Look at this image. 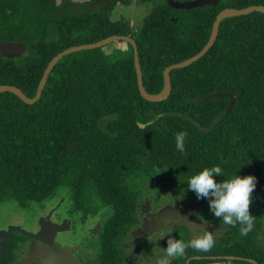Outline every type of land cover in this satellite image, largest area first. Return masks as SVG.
Masks as SVG:
<instances>
[{
    "label": "trees",
    "instance_id": "16d2710c",
    "mask_svg": "<svg viewBox=\"0 0 264 264\" xmlns=\"http://www.w3.org/2000/svg\"><path fill=\"white\" fill-rule=\"evenodd\" d=\"M117 2L0 0V85L16 86L31 98L57 52L116 34L135 42L141 83L154 94L162 88L164 67L204 45L218 11L264 6V0H216L214 5L175 9L163 0L131 30L110 19ZM7 41L24 48L10 54L12 49L3 45ZM124 43V50L115 47L105 53L97 47L62 56L34 103L0 92V203L10 200L27 209L59 198L64 202L65 194L69 209L100 207L109 212L104 225L123 226L136 208L131 177L141 173L188 182L203 168L219 166L223 176H214L217 182L234 175L256 178L250 205L256 222L246 236L240 235L239 224L230 227L224 244L202 253L264 264V242L257 231L264 215V14L252 11L221 19L208 50L168 72L169 93L158 101L139 95L132 48ZM214 92L232 93L234 100L211 131L201 132L171 114L187 115L207 127L227 97L185 101ZM181 131L187 133L184 153L175 143ZM189 254L185 251L181 260Z\"/></svg>",
    "mask_w": 264,
    "mask_h": 264
},
{
    "label": "flooded vegetation",
    "instance_id": "af4514ba",
    "mask_svg": "<svg viewBox=\"0 0 264 264\" xmlns=\"http://www.w3.org/2000/svg\"><path fill=\"white\" fill-rule=\"evenodd\" d=\"M55 203L57 200L37 204V214L27 216V209L4 210L0 216V264H158L167 247V237L158 239V226L166 223L172 228L171 237L185 242L194 232L207 230L216 245L224 244L222 239L230 228L204 209L209 205L207 199H197L195 194L160 204L153 198L135 201L136 208L123 226L104 225L108 211L67 208L61 212ZM186 251L188 257L183 261L173 258L171 264L226 256L192 248Z\"/></svg>",
    "mask_w": 264,
    "mask_h": 264
},
{
    "label": "clouds",
    "instance_id": "9594fccd",
    "mask_svg": "<svg viewBox=\"0 0 264 264\" xmlns=\"http://www.w3.org/2000/svg\"><path fill=\"white\" fill-rule=\"evenodd\" d=\"M186 132L175 135L176 148L185 152L184 140ZM223 176L219 166L203 168L188 178V189L196 194L197 199H207L210 212L222 222V225L235 228L241 226L240 235L246 236L253 230L256 218L250 214L252 193L256 187V178L252 175L231 176L217 182L213 177ZM172 228L166 223L158 226V239L167 237V247L163 249V257L158 264H171L173 258L185 256L187 248L197 252H209L215 246V238L210 231L194 232L188 242L173 239Z\"/></svg>",
    "mask_w": 264,
    "mask_h": 264
},
{
    "label": "water",
    "instance_id": "95a60500",
    "mask_svg": "<svg viewBox=\"0 0 264 264\" xmlns=\"http://www.w3.org/2000/svg\"><path fill=\"white\" fill-rule=\"evenodd\" d=\"M165 2H166V5L171 7V8L190 9V8H194V7H200L203 5H214L216 3V0H188V1L165 0ZM252 11H258V12H261L264 14V6L263 5H249V6H246L243 8H239V9L223 8L220 11H218V13L215 15V17L211 23L210 32H209L208 38H207L206 42L204 43V45L193 55H191V56H189V57H187V58H185L179 62L171 63V64L167 65L166 67H164V69L162 70V78H163L162 88L159 92L154 93V94L147 93L144 90L143 85L141 83V74H140V68H139V63H138V58H137V50H136L135 42L133 41V39L129 35H116V34L107 36L105 38H102V39L95 41V42H92V43H84V44L69 46V47L57 52L54 56H52L50 58V60L46 64L45 68L43 69L42 74L38 80V83H37V86L35 89V93H34L33 97H31V98L27 97L19 88H17L16 86H13V85H0V92H2V91L10 92L27 104L34 103L38 99V97L40 96L42 87L45 83V80L47 78L48 73L50 72L54 63L58 59H60L62 56L66 55L68 53H71V52L79 51V50H86V49H92V48H97V47H103L107 44H110V43L116 42V41H124V42H127L132 48V63H133V68H134V72H135V76H136V85H137L139 95L143 99L148 100V101H158V100L164 99L169 93L170 80H169L168 72L171 69L187 66L190 63H192L193 61L197 60L202 54H204L208 50V48L212 45L213 41L215 40L217 28H218V23L221 19L228 17V16L244 15V14H247V13L252 12ZM3 45L5 47L11 48L12 50H20V49L24 48V45H22L21 43H16V42H11V41L4 42ZM222 96L227 97V103H226L225 107L215 117H213V119L210 121V124L207 127H204V126L197 124V122H195L191 117H189L187 115H184V114H181L178 112H172L171 114H173V115H175L181 119L189 121L191 124L196 126L197 129L201 132H209V131H211L213 126L215 124H217L225 116V114L228 112V110L230 109V107L233 103L234 95L232 93H229V92H214V93H210V94L195 97V98H190V99L185 101V103H196V102H203V101L208 100V99H213V98L222 97ZM138 126L142 127L143 125L138 124ZM13 228L18 229L17 227H10L9 229L12 230ZM43 251L46 252L47 248L45 247ZM44 258L47 259V256H45ZM224 258L230 259V260L236 259V260L252 261V260L247 259V258L231 256V255L230 256H224Z\"/></svg>",
    "mask_w": 264,
    "mask_h": 264
},
{
    "label": "rangeland",
    "instance_id": "374dc122",
    "mask_svg": "<svg viewBox=\"0 0 264 264\" xmlns=\"http://www.w3.org/2000/svg\"><path fill=\"white\" fill-rule=\"evenodd\" d=\"M75 2H83L87 0H72ZM163 0H120L114 6L110 14V19L120 20L121 23L126 25L129 29L133 30L141 24L143 17L151 10L153 6H156L162 3ZM55 3H58L59 0H54ZM120 50L127 49V45L124 42H112L102 47V50L105 53L110 52L114 48ZM18 50L9 51L10 54L16 53ZM187 181L181 178H160L154 179L152 175L148 174H138L131 177L129 185L132 190L135 192L136 202L144 198L148 201V198H153L156 200L157 204L168 202L173 199H181L185 196H192L195 193L188 189ZM196 195V194H195ZM64 202L59 198L55 207L59 205V210L65 212V210L71 207L70 199L67 195L64 194ZM6 201V202H5ZM0 203V216L3 214L4 210H16L18 211V206L10 200H5ZM54 201H52L53 203ZM90 210H101L100 207L90 206ZM204 209H209V205H206ZM27 213H24V216H27L28 213L33 212L37 214L39 208L36 205H29L27 207ZM22 211V210H21ZM262 236H264V215L259 219V225L257 230ZM260 236V235H259ZM258 240L263 241V239L258 238ZM264 242V241H263ZM206 264H243L241 262L233 261L230 259H217L215 261L207 262Z\"/></svg>",
    "mask_w": 264,
    "mask_h": 264
}]
</instances>
